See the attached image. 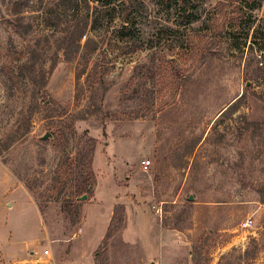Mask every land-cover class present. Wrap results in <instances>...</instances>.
Masks as SVG:
<instances>
[{"label": "rangeland", "instance_id": "1", "mask_svg": "<svg viewBox=\"0 0 264 264\" xmlns=\"http://www.w3.org/2000/svg\"><path fill=\"white\" fill-rule=\"evenodd\" d=\"M106 1L0 0V219L17 250L107 264L128 218L150 245L151 212L192 264H264V0H192L189 26L159 0ZM33 50L44 88L16 69Z\"/></svg>", "mask_w": 264, "mask_h": 264}, {"label": "crops", "instance_id": "2", "mask_svg": "<svg viewBox=\"0 0 264 264\" xmlns=\"http://www.w3.org/2000/svg\"><path fill=\"white\" fill-rule=\"evenodd\" d=\"M0 171L6 174L3 169L0 168ZM6 176V175H5ZM11 177V176H10ZM13 182V178H9ZM14 188L17 191L23 193L24 196H28L29 199L32 200L27 191L21 187L17 186L14 182ZM11 191V190H10ZM12 192V191H11ZM19 193V192H18ZM16 203H6V209H12L13 205H17L18 199L14 200ZM3 202L0 200V216L3 214L4 219L8 216L9 210L2 209ZM33 202V201H32ZM145 216H149L150 219L148 223H146L145 230L150 234V245H145L144 238H134L125 237L127 226L129 223V218L127 219V224L122 234L115 236L117 240H113L118 243V245L114 246L111 243V248L113 250H109L106 254L105 258H108V261H105L107 264H192L191 253L189 252V256L186 257L181 251V245L183 242L182 236L176 232L175 230L164 228L158 221V219L150 212L145 213ZM135 218V221H139L136 225L142 226L143 215L136 214L132 216ZM132 218V219H133ZM0 219V261L2 260V264L6 262L9 264L12 256L13 259H17L18 261L15 264H57L56 259H52V255L49 251V254H45L47 249H44L43 253L41 251H37L32 245L26 246L23 250H17L20 246V241L17 240L14 235L13 229L8 220L4 221ZM3 222L5 223L3 225ZM107 225V224H106ZM136 226V227H137ZM107 226H105L103 232L97 238V241H102L107 233ZM15 228V226H14ZM94 227L89 229L88 231H93ZM138 236V235H137ZM15 237V238H14ZM15 239V240H14ZM19 242V243H15ZM16 244V245H15ZM50 244V243H49ZM152 244V245H151ZM30 245V244H29ZM145 245V246H144ZM121 248V250L118 249ZM45 248V247H44ZM156 249L157 253L153 254L152 249ZM35 249V250H34ZM9 255V256H8ZM11 255V256H10ZM19 257V258H17ZM154 259V260H153Z\"/></svg>", "mask_w": 264, "mask_h": 264}, {"label": "trees", "instance_id": "3", "mask_svg": "<svg viewBox=\"0 0 264 264\" xmlns=\"http://www.w3.org/2000/svg\"><path fill=\"white\" fill-rule=\"evenodd\" d=\"M73 1L78 2L79 0H73ZM96 1H98L101 4V7L108 6V3L110 2L106 0H96ZM258 1L259 3L257 2V4L252 8V10H256L262 7L263 0H258ZM159 4L167 11L176 10L178 12V17H179L178 23L180 26H189L190 24L198 21L200 18V16L197 13H194V11L191 12L192 10L191 5H193L192 0H159ZM15 5L16 7H18L20 4L19 5L15 4ZM123 5H126V4H123ZM196 8L197 7L193 5V10H195ZM20 13H21V7L15 10V15H19ZM128 16L127 18L123 20V26L121 29L123 31V35H125L126 37L134 38L136 37V35L134 32L130 30V26L133 28L135 27V22H134L135 18H133V16L130 14ZM86 27H87L86 25L85 26L75 25L73 33H70L69 36L67 34L66 38L63 39V45H65L66 42H71V40H73L72 37H75V36L77 37L76 40L78 41V43H80L79 39H81L83 33L85 32ZM171 32L173 31L167 30L164 33L170 34ZM78 47L80 48V44L78 45ZM68 53L69 52L67 50L66 52L67 59L71 60L72 56ZM39 59H41L40 55L36 52V50H33L32 56L27 60V62L21 65H18L16 69H18L19 75L22 78L27 79L28 81H30L31 84H34V85L39 83L41 84V87L44 88L46 86V72L43 70V67H41V64L43 62L42 63L41 61L39 62L38 61Z\"/></svg>", "mask_w": 264, "mask_h": 264}, {"label": "built area", "instance_id": "4", "mask_svg": "<svg viewBox=\"0 0 264 264\" xmlns=\"http://www.w3.org/2000/svg\"><path fill=\"white\" fill-rule=\"evenodd\" d=\"M149 165H150V162H147L146 163V166H145V169H148V166ZM253 224H254V221H252V219H247V220H245L244 222H242L240 224V227L243 228V229H245V230H248V229H250L252 227ZM45 254L46 255L49 254V251L46 250L45 251Z\"/></svg>", "mask_w": 264, "mask_h": 264}, {"label": "water", "instance_id": "5", "mask_svg": "<svg viewBox=\"0 0 264 264\" xmlns=\"http://www.w3.org/2000/svg\"><path fill=\"white\" fill-rule=\"evenodd\" d=\"M49 138H51V135H50V134H46L42 139L45 140V139H49ZM86 198H87V195H84V196H82V197L80 198V200H81V199L84 200V199H86ZM189 200H190V201H193V200H194V197L191 196V197L189 198Z\"/></svg>", "mask_w": 264, "mask_h": 264}]
</instances>
